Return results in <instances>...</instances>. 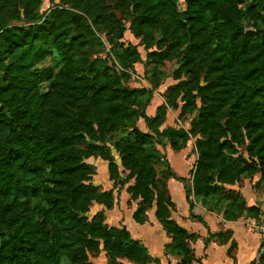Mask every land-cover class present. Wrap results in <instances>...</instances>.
I'll use <instances>...</instances> for the list:
<instances>
[{
	"label": "trees",
	"instance_id": "1",
	"mask_svg": "<svg viewBox=\"0 0 264 264\" xmlns=\"http://www.w3.org/2000/svg\"><path fill=\"white\" fill-rule=\"evenodd\" d=\"M95 1L86 0L88 5ZM123 1L127 6L131 2L135 29L140 33L162 37L167 33L175 39L167 49L158 46L148 53L146 73L158 71L174 56L189 76L192 111L197 110V97L191 91L204 101L199 122L204 132H210V138L198 144L199 161L192 189L186 191L187 199L191 193L208 205L209 199H217L216 205H227L230 220L244 213L257 217L258 208H247L234 191L225 192L224 186L238 180H226L227 153L234 147L231 139L220 140L225 135L236 138L241 133L238 126L245 124L250 142L247 151L252 159L248 170L264 180V31L260 35L264 0ZM42 4L43 0H0L2 264H64L65 260L69 264H90L87 250L95 242L111 264H122V259L135 264L158 262L126 228H108L101 213L91 223L85 219L87 192L95 189L83 184L94 176V168L83 160L87 155L104 154L101 147L91 149L93 146L87 143V138L95 142L102 139L100 129L89 124L92 116L85 112L78 118L84 97L104 119L102 130L106 134L125 127L133 118L145 122L147 133L133 130L134 140L119 139L112 144L122 157L124 169L135 179L131 196L142 201L133 219L145 224L147 209L155 206L157 220L173 239L172 249L181 259L179 264H192L195 259L189 242L197 236L173 221L176 206L167 194L169 180L184 179L175 176L157 142L180 132L160 131L165 106L158 107L154 117L146 114L144 109L152 102L153 90L125 86V74L92 52L95 44L79 15L57 9L52 17L59 23L50 25L35 15ZM19 6L31 9L35 16L24 25H12ZM70 30L71 35L67 33ZM210 30H216L222 39L210 35ZM53 52L58 56L52 57ZM127 57L138 62L137 49L131 48ZM49 58L52 67L40 68ZM201 76L208 80L205 87L200 85ZM107 160L114 178L118 166ZM159 165H163L161 170L157 169ZM126 183L123 181V185ZM102 196L113 204L112 191Z\"/></svg>",
	"mask_w": 264,
	"mask_h": 264
},
{
	"label": "rangeland",
	"instance_id": "2",
	"mask_svg": "<svg viewBox=\"0 0 264 264\" xmlns=\"http://www.w3.org/2000/svg\"><path fill=\"white\" fill-rule=\"evenodd\" d=\"M128 4L129 6H127L123 0H97L92 5H88L86 0H43L41 9L36 11L35 15L42 16L43 22L47 24L57 25L59 22H57L55 17H52L55 10L66 9L76 13L88 26L87 35L90 37L92 43L95 44V48L92 49V52L101 60H106L118 73L125 74V86L129 89L153 90L152 102L144 109L146 114L150 117H154L158 107L162 105L165 106L166 112L160 131L174 130L180 132L179 135L172 138H158L157 142L160 143L158 149L166 160L167 152L177 157L180 154L181 156L183 155L181 157V163L174 161L173 159L172 165L176 174L183 176L184 183L191 188L193 186L194 173L199 161L198 144L201 141L206 142L210 138V132H204V128L199 122L200 110L204 107V101L196 91H191V94L197 97L195 102L197 110L192 111L193 105L189 94L192 86L190 85L189 76L182 71V68L178 64H176V58L174 56H170L164 63H162L159 66L158 71L149 75L146 73L145 64L148 61V53L156 51L158 46L167 49L171 44H174L175 39L172 35L167 33H165L163 37L158 35L153 36L146 32L140 33L135 29L137 27L135 22L136 15L134 14L132 4L131 2H128ZM15 11L16 13L13 14L16 17V20L12 22V25H24L26 24V20L30 21L35 16L34 13H31V9L27 10L23 8V6H19ZM250 30L253 31L252 29ZM260 30L261 35L264 31V25L261 26ZM215 31L216 30H210V35L213 34L216 38H221V36ZM67 33L71 35L72 30ZM70 35H68V37H70ZM131 48L137 49L139 53L138 62H134V59L127 57V52L130 51ZM44 52L46 54L48 53L47 51ZM179 54H181V52H179ZM57 56L56 52L52 53V57ZM121 58L125 59L124 63L120 62ZM50 67H52L50 58L40 66L42 69ZM58 71L59 68H56V72ZM154 83L158 85L156 88L154 87ZM200 85L201 87L208 85V80L205 76H201ZM81 105V108L78 110V118H80L85 112L89 113L92 116L89 120V124L93 125L95 129H100L102 132V139L100 142H95L87 138V143L93 146L91 149L101 147V153L104 154L102 157L99 154L91 156L87 155L83 160V163L94 168V176L83 184L95 189L92 193L90 191L87 192L88 211L85 214V219L87 222L91 223L95 216L101 213L103 221L108 228L112 227V229L115 230H122V228L119 227L121 226L118 219L120 217L119 214H115H118L119 216L116 219V216L111 217L109 212L112 209L115 211H117L118 208L121 209L123 201L122 191L125 190L128 195L126 209L123 206V209L120 210V213L124 215V218L130 216L131 211H134V215L138 207L142 206V201L140 199H133L131 196L130 189L135 184V179L131 178L129 171L124 169L122 157L119 152L113 148L112 144L119 139L134 140L135 136L133 130L147 133L148 129L143 120L133 118L131 121L127 122L125 127L106 134L102 130L104 119L96 114L86 97L82 99ZM56 113L57 111H54L52 114L53 120L56 118ZM244 126L245 124L241 122L238 126V129L240 128L238 131H241V133H238L236 138L234 136L231 137L225 135L226 138L220 140V143H223L226 139L232 140L234 150L231 149L229 150V153H227L228 166L225 170L227 177L226 180L229 182L235 178L238 180L232 185L224 186L225 192H235L237 187L241 188L242 184L247 181H251L253 187L257 190L263 189L264 187V180L261 178V175L253 174V172L248 170L249 164L251 165L252 163V159L247 151L250 142L246 138ZM184 134L186 135V138H184ZM89 145L87 144L86 147L90 148ZM78 149L83 150L82 147H78ZM109 158L118 166V172L114 178L109 174V162L107 160ZM184 159L187 160L189 167L183 162ZM162 168L163 165L157 166L158 170H161ZM186 168L189 169L185 171ZM123 181L127 183L123 185ZM185 188L188 190L187 187ZM171 190L180 210L184 211L183 203L179 194L180 189L176 186H172ZM111 191L114 196L112 199L113 204L111 203V199L102 196L103 193ZM237 191V193L241 195L240 190ZM208 201L210 205L216 207L222 203L216 205L217 199H209ZM111 204L112 207L110 206ZM108 205L111 208L107 207ZM153 208L154 206L147 209V222H149L148 214H151ZM131 220L132 218L129 221ZM129 221H127L125 225L129 231L134 230L131 228ZM98 251L96 242L90 245V248L87 250L89 263L111 264L107 254L103 251ZM119 262L122 264H135L125 259H122ZM0 264H2L1 256ZM64 264L69 263L65 260Z\"/></svg>",
	"mask_w": 264,
	"mask_h": 264
},
{
	"label": "crops",
	"instance_id": "3",
	"mask_svg": "<svg viewBox=\"0 0 264 264\" xmlns=\"http://www.w3.org/2000/svg\"><path fill=\"white\" fill-rule=\"evenodd\" d=\"M182 156L180 154L177 157L167 152V162L175 176L181 179L184 177L176 174L172 161L174 159V161L181 163ZM183 162L186 166L188 165L186 159ZM187 169L189 168H186L185 171ZM172 186L180 189L179 194L184 211L180 210L172 194ZM185 187L188 190L192 189V187L190 188L184 182L176 179L167 182L169 197L176 206L175 212H172L173 221L188 234L197 236L196 240L189 242V248L195 259L192 264H252L257 258L260 248V227L264 225V187L257 190L251 181L242 184L241 188L235 187L240 190V196L247 208L256 207L260 211L257 217L244 213L235 220L227 218V205L221 204L217 207L208 205L202 198L196 197L194 193H191L187 199ZM122 193L121 209L109 211L111 217L116 216L117 219L120 216L118 219L121 226L119 227L126 228L131 238L144 245L151 257L158 260L157 263L151 264H179L181 259L172 249L173 239L156 218V207L154 206L151 214H148L149 222L138 224L133 219L134 211H131L130 216L126 218L120 213L123 206L126 209L128 202L126 191L123 190ZM116 213L119 216L118 214L115 215ZM131 218L133 221H129ZM127 221L130 222L131 228L134 230H128L125 225Z\"/></svg>",
	"mask_w": 264,
	"mask_h": 264
},
{
	"label": "built area",
	"instance_id": "4",
	"mask_svg": "<svg viewBox=\"0 0 264 264\" xmlns=\"http://www.w3.org/2000/svg\"><path fill=\"white\" fill-rule=\"evenodd\" d=\"M260 235H261L260 248L258 251L257 258L252 264H263L262 258H264V225L260 227Z\"/></svg>",
	"mask_w": 264,
	"mask_h": 264
}]
</instances>
